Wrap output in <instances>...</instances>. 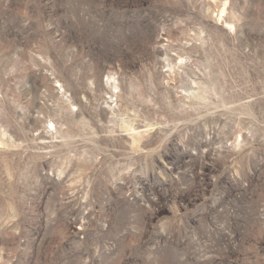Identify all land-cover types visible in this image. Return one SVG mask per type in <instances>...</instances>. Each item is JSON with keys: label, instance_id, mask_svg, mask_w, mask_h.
<instances>
[{"label": "rangeland", "instance_id": "1", "mask_svg": "<svg viewBox=\"0 0 264 264\" xmlns=\"http://www.w3.org/2000/svg\"><path fill=\"white\" fill-rule=\"evenodd\" d=\"M0 264H264V0H0Z\"/></svg>", "mask_w": 264, "mask_h": 264}]
</instances>
